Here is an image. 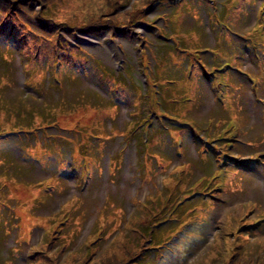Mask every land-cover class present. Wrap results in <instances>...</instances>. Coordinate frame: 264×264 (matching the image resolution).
<instances>
[{
  "label": "rangeland",
  "instance_id": "374dc122",
  "mask_svg": "<svg viewBox=\"0 0 264 264\" xmlns=\"http://www.w3.org/2000/svg\"><path fill=\"white\" fill-rule=\"evenodd\" d=\"M88 1L89 4L72 0L73 12L55 15L63 23L58 25L51 21L53 27L58 28L57 34L65 51L54 41V34L44 26H39L41 44L27 35L29 28L22 21L20 10L31 18L34 9L26 8L29 6L26 2L18 3L20 10L16 12L19 17L16 19L22 23L21 28L11 18V23L15 25L14 37L5 41L6 37L3 39L0 35V43H6L0 45L2 56L6 50L14 54V57L11 56L14 59L12 64L0 61V79H8L3 92L4 100L16 112L3 113L5 128L14 129V125L19 123L17 118L25 117L20 114L22 111L17 98L21 90L36 98L37 101L30 103L38 114L31 123L23 122L21 118L23 123L19 129L9 130L6 136H0V197L6 199L0 208H26L31 217L25 218V229L21 213L4 215L0 219V242L5 241L0 245V264H26L33 257L26 256V244L10 241L14 238L15 227L20 226L24 241L33 245L41 221H52L47 231L53 234L68 208H79L75 219L67 221L71 222L65 231L69 244L65 249H60L54 243L55 237L47 234V252L38 258L40 264H130L138 260L141 254L156 259L158 255L146 249L150 243L139 229L138 224H145V219L134 216L136 211L132 214L130 210L135 204L142 212L147 211L151 202L162 208H152L155 215H144L149 217L147 221L159 219L161 227L165 228L162 236H168L161 245L165 244L164 250L166 246L170 247L162 258L167 260V264H264V224H259L254 230L250 228L252 221H244L254 216L252 208H264V23L260 22V10L254 3L256 0H131V7L119 9L112 20L115 24H132L134 27L113 33L106 29L87 30V27L93 24V19L96 24L109 19L106 17L108 9L118 2ZM126 1L121 0L122 4ZM236 2H239L237 8L234 7ZM218 3L223 5L218 6ZM4 4L0 2V8ZM216 6L218 19L224 20L231 32L223 28L220 30L214 18L207 20L204 12L213 11ZM87 10L92 11L85 19H80ZM165 14L170 17L164 23H157L159 16L164 18ZM146 20L154 22L155 28L146 29L139 25L142 22L146 24ZM147 33L152 37L143 36ZM106 34L125 41L116 42L109 36L104 38ZM145 38L147 40L143 42ZM251 41L257 47L259 67L252 57L256 49L251 47L250 50ZM79 48L90 57L88 60L82 58L79 52L76 55L71 53ZM143 48H149L152 56L149 51L147 54L142 51ZM127 55L131 60L126 59ZM126 60L133 62L131 69L124 66ZM226 60H230L234 67H242L257 82L252 85L245 76L232 73L230 98L225 106H220L213 102L216 91L206 72L209 68H221ZM58 63L61 65L58 66ZM114 66L119 67L116 75ZM53 69L59 72L60 85L54 81ZM227 69L224 67L222 72ZM121 71H125L129 78L136 76L135 82H122L120 75H117ZM188 72H191L190 76ZM144 73L146 97L140 103L141 84L137 77ZM172 79L175 84L170 85L168 80ZM221 81L222 78L219 83ZM97 91L107 93L113 106L121 103V112L118 114L120 108L117 107L115 112L108 103L97 98L93 94ZM152 91H160V99L162 94L166 102L167 99L181 102L176 110L182 114L188 112L189 118L176 119L189 124L193 120L198 131L175 125L168 133L157 132L156 138L151 140L153 147L150 150L157 154L139 163L138 182L135 178L137 174L131 177L127 173L133 162L131 143L123 154H117L116 148L122 147L123 142L128 143L130 138L126 136V131L122 132L125 134L122 139L118 138L119 126L126 119L122 107L136 106L135 110L138 111L140 108L137 106L156 105L158 98L154 97ZM84 97H87L88 104L83 101ZM8 98L13 100L8 101ZM40 99H46V104L48 102L51 106L55 105L54 109L50 113L45 112L40 107ZM59 104L60 108H56ZM156 111L174 115L160 108ZM116 114L118 116L110 124ZM221 115L236 120L239 135L234 133L220 141L217 127L222 122L210 125L208 121L205 124L207 118L213 121ZM108 118L111 119L106 123ZM126 122L128 128L141 126L137 120L127 119ZM105 124L113 126V136ZM167 128L164 126L163 130ZM152 129L156 130L157 126L152 125ZM178 129L182 130L178 132ZM18 130L24 131L15 132ZM48 132L54 136L46 137ZM178 134L180 138L183 137L185 144L181 147L186 149V155L181 156V149L177 147ZM203 135L206 137L199 140ZM223 142L230 144L222 153L227 160L224 159V164L217 166L214 165V158ZM82 148L88 153L91 174L94 172V181L88 186L79 185L82 182L79 176L83 169ZM188 148L192 154H189ZM204 151H207L205 155ZM194 153H198L196 161L188 160ZM109 155L113 157L106 160ZM242 162L246 163L247 169L238 173L234 180L232 164ZM114 166L120 170L113 171ZM216 168L230 178L228 187L215 190L213 182L205 198L198 193L193 199L190 192L195 191V187H191L192 184H197L201 175H211ZM63 172L65 174L61 176ZM212 178L207 176L208 180ZM174 190L177 197L171 202V192ZM180 200L192 201L178 209L171 207ZM255 203H259L260 207H251ZM165 206L169 207L163 210L165 216L175 219L168 223L169 219L163 218L159 210ZM186 208H196L189 223L177 217V213ZM223 214L228 219L226 223ZM234 219L235 224H231ZM99 226L103 230L97 234ZM6 230L10 232L9 235L4 234ZM212 236H215V241H212Z\"/></svg>",
  "mask_w": 264,
  "mask_h": 264
},
{
  "label": "trees",
  "instance_id": "16d2710c",
  "mask_svg": "<svg viewBox=\"0 0 264 264\" xmlns=\"http://www.w3.org/2000/svg\"><path fill=\"white\" fill-rule=\"evenodd\" d=\"M82 1H83V3H87V4L90 3L88 0H82ZM182 1L183 0H177V2H182ZM189 1H193V0H189ZM0 2L6 3V4H4L2 6V8H0V18H2V21L0 22V35L2 36L3 39H4V37H6L5 41H7L8 39L9 40L12 39L10 37H14V35H15V25L13 23H11L12 19L21 28L22 23H21L20 19H16V18H19L16 12L20 10V5H18V3L20 4L21 2H26L29 5L26 8L34 9L33 14H32L34 16H31V18L28 17L24 12H22L20 10V12L23 15L22 21L29 28V30L27 32V35H31V38H33L36 41L37 44H41V38L39 37V35H40L39 26L40 27L44 26L46 28V30H48V31H50V32H52L54 34V37H53L54 41H57L58 42V46L60 48H62L63 51H65V47H63V42H62L61 38L58 36V34H57L58 28L57 27H53L54 24L51 21H53L55 23H58V25H61L63 23V21L59 20L57 17H55V15L58 14L59 16H62V15H66V14H69V13L73 12V10H74V5L73 4L74 3H72V0H0ZM113 2L114 3L118 2V3L115 4L112 7V9L110 8L111 10L108 9L109 11L106 13V17H108L109 19H105L104 21H102L99 24H96L94 19H93V24L90 27H87V30H94V29L95 30H97V29H101L102 30V29H106L107 31H110L111 33L117 32V31H121V30H132V28L134 27L132 24H129V25H124L123 23L115 24L114 20H112V18L118 14V10L119 9H125V8L128 9V8L131 7V0H127L124 4H122L121 0H113ZM95 6L93 8H95ZM171 6H173L172 8H174V4L172 2H171ZM238 6H239V2H236L234 4V7L237 8ZM262 8H263V4L260 5L259 10H262ZM60 9H62V10H60ZM89 11L91 12L92 10H87L83 15H81L80 19H85L87 17V15L90 14V13H88ZM135 11H133L132 13H135ZM2 13H4L3 17L1 16ZM163 17L165 18V20H167V18L170 17V15L165 14ZM6 18H8V19H6ZM164 18H162V19H164ZM214 20L217 21L220 24V27H222L226 32H228V33L231 32V28L229 27V25H227L224 20L218 19V13L214 15ZM137 21L138 22L141 21V18L139 20H137ZM142 24L147 25V27H150V28H155V26H153V24H155V23L152 22L151 20H148V21L146 20V24L144 22H142ZM231 35H233V33H231ZM1 44L6 45V43H4V42H1L0 45ZM78 52L81 53V57L84 58L85 60H88L90 58L80 48L79 49H73L71 51V53L75 54V55ZM3 56L0 53V61L4 62V64L6 63V64L10 65V64L13 63L14 59L11 57L12 53L10 51L6 50ZM125 57H126V59L131 60V57L129 55H127ZM132 65H133V62H129L128 60H126L124 62V66H126L129 69L132 68ZM128 76H129L128 74H124L123 75V73H121L120 78L123 80L122 82L133 84L135 82V77L136 76L133 77V78H129ZM7 78H8V75H7ZM137 79L139 80V82L141 84L140 79L138 77H137ZM54 81H55V83L57 85L61 84V82L59 80V73H54ZM7 82H8V79L7 80L4 79V78L0 79V129H1L0 136L1 137L6 136L8 134L9 130L19 129L22 126V123L25 122V121H30L29 123H31L32 122L31 120H33V118L38 115L36 112L33 111L32 105L30 103L31 101L35 100L36 98H34L31 94H28L25 90H21L20 91V95L17 98H18V104L21 107V111H22V112H20V114H23V116H25V117H18L17 118L19 123L14 125V127H15L14 129H6L5 128V121H4V118H3V113L6 112V113L16 114L15 111H13L9 106L6 105L5 100H4V95L5 94L3 92H4V88L6 87V83ZM49 91H51V89ZM93 94L97 98H101L105 102V104L107 103V101L105 100V97H103L102 95L97 94V92H95ZM43 97H45L44 94H43ZM7 100L8 101H12L13 98H8ZM35 101H37V100H35ZM83 101H85L88 104L87 97H84ZM43 102H45V103H43ZM40 104H41L40 107L42 109L44 108L45 112H49V113L51 112V110L54 109V106H55V105H53V106L49 105L48 102L46 104V99H42V102H40ZM56 108H60V104ZM61 112H63V111H61ZM142 113L143 112L141 111L140 115H142ZM116 117H117V115L115 116V118ZM21 118L24 119L23 122L21 121ZM49 118L50 117H48V119ZM222 118H224V116L220 117V120ZM140 119H142V117ZM208 119H210V117ZM113 120H111V122ZM141 122L142 121H140V123ZM25 124L26 123H24V125ZM126 124H127V122L124 119V121L121 123V126H119L120 129H121L119 133L122 132V128ZM214 124L215 123H214V120H213V122H211L210 125H214ZM49 126H51V125H49ZM227 126H228V120L225 118L223 120L222 126H220L218 131H217V134H218L219 138H224L225 137V134L228 131L226 129ZM110 127L113 128V126H110ZM45 130H50V129H45ZM45 130H43V131H45ZM23 131L24 130H18V131H15V132H23ZM215 134H216V131H215ZM13 136L15 138H17L16 135H13ZM21 139L24 140V138H21ZM27 140H28V137H27ZM130 142H133V145L135 147L139 148L142 145L143 140H141V139H137V140L131 139ZM188 152H189V148H188ZM189 154H192V153L189 152ZM189 160H192V158H190ZM194 161H196V159ZM193 176L195 177V173H194ZM174 192H175V190L172 191L171 194H174ZM173 198L174 197H171V199H173ZM0 201L5 203L6 199H3V198L0 197ZM149 208H162V207H158L157 205H155L154 202H151ZM155 264H162V262L158 259Z\"/></svg>",
  "mask_w": 264,
  "mask_h": 264
},
{
  "label": "water",
  "instance_id": "95a60500",
  "mask_svg": "<svg viewBox=\"0 0 264 264\" xmlns=\"http://www.w3.org/2000/svg\"><path fill=\"white\" fill-rule=\"evenodd\" d=\"M91 39H93V38H91ZM91 39H87V41H88V42H92V44H94L93 41H91ZM93 40H94V39H93ZM117 42H123V41H122V40H117Z\"/></svg>",
  "mask_w": 264,
  "mask_h": 264
},
{
  "label": "bare ground",
  "instance_id": "6f19581e",
  "mask_svg": "<svg viewBox=\"0 0 264 264\" xmlns=\"http://www.w3.org/2000/svg\"><path fill=\"white\" fill-rule=\"evenodd\" d=\"M110 59V58H109ZM108 58H107V60H109Z\"/></svg>",
  "mask_w": 264,
  "mask_h": 264
}]
</instances>
